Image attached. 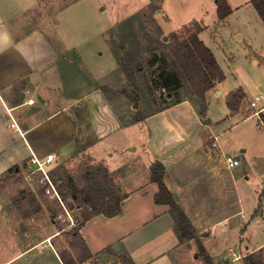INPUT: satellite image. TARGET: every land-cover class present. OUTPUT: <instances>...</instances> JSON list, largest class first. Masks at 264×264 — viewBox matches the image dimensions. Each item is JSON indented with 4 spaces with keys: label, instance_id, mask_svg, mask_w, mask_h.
Returning a JSON list of instances; mask_svg holds the SVG:
<instances>
[{
    "label": "crops",
    "instance_id": "1",
    "mask_svg": "<svg viewBox=\"0 0 264 264\" xmlns=\"http://www.w3.org/2000/svg\"><path fill=\"white\" fill-rule=\"evenodd\" d=\"M40 1L0 0V176L13 166H18L19 173L26 172L33 156L42 160L53 154L52 168L83 153L91 164L101 163L108 169L122 200L117 214L97 213L79 226L91 257L77 264H205L193 240H179L169 205L155 201L158 186L150 179V165L160 162L167 189L194 226L213 264H219L217 256L225 252L213 244L221 245V238L231 228L242 233L257 214L264 219L260 206L247 211L242 203L243 188L234 170L240 163L227 168L222 150L211 148L208 140L222 133L216 128L231 116L228 107L224 116L203 117L185 99L126 122L102 88L105 76L118 66L89 64L76 47L55 41L45 24L29 16ZM226 2L231 12L225 17L218 18L214 0L216 20L195 19L202 26L198 37L214 56L216 26L223 25L238 8L253 7L250 0ZM162 3L160 0L154 18L167 33L156 16L164 11ZM161 15L170 23L166 13ZM224 80L205 91L206 110L209 99L223 97L226 103L229 92L241 87H224ZM13 120L17 128L10 126ZM256 197L264 199V190H255L251 199ZM244 198L247 201L246 194ZM8 223L0 222V264H63L61 245H55L53 239L71 226L47 225L51 247L41 242L45 237L40 234L35 239L19 237ZM238 237L235 246L248 254L235 260L250 264L248 256L255 257L264 241L251 244L250 236ZM114 256L121 261H114Z\"/></svg>",
    "mask_w": 264,
    "mask_h": 264
},
{
    "label": "rangeland",
    "instance_id": "2",
    "mask_svg": "<svg viewBox=\"0 0 264 264\" xmlns=\"http://www.w3.org/2000/svg\"><path fill=\"white\" fill-rule=\"evenodd\" d=\"M150 2L159 6L160 0H41L29 12L33 21L45 24L55 41L57 39L67 47H76L87 63L100 64L110 69L118 66L105 76L102 88L119 113L124 114L126 122L184 97H188L187 100L197 112L200 113L201 109L197 96L190 95L187 89L175 85L162 86L166 64L162 48L158 47L157 42H167L171 32L178 31L177 27L189 24L191 20H199L202 17L206 23H212L216 20L214 0H162L164 13L158 12L156 16L168 32H163L159 39L142 18V12L146 11ZM165 13L170 23L162 17L161 14ZM216 28V40L219 45L214 42L212 45H215V56L225 75L224 87L241 86L247 92L238 114L228 115L222 125L216 128L217 133L222 132L218 136V142L223 153H233L240 160L239 166L234 170L242 184L243 205L247 211L253 206H260L264 211V199L259 200L256 197L252 200L255 190L258 189L259 193L264 190V123H261L262 119L264 120V110L259 117L247 116L253 111L247 106L249 98L259 93L264 96V25L253 7L245 5L229 15L224 24L217 25ZM237 33L242 34L240 39L237 38ZM252 57L257 58L258 62H252ZM227 112L224 98L218 97L209 99L208 108L202 116L217 118ZM130 130H134V127ZM208 140L211 148H217L212 145L213 138ZM87 163H90V159L82 153L67 163L65 168L73 174ZM55 167H52L51 171ZM56 183L63 184L61 181ZM26 187L34 192L39 189L36 185L26 182L23 173L0 176V222L11 223L19 237L27 235L31 236V239H35L37 234L46 238L50 233L47 225L51 222H55L57 228L65 226V223L71 224L68 220L62 222L58 217L63 209L54 215L46 209L43 202L39 212L23 217L14 198L18 190ZM244 194L247 201L244 200ZM45 198L48 202L54 201L47 195ZM38 199L42 201V197ZM66 202L68 204L72 201L68 198ZM69 213L73 222L70 228L78 226L81 219L78 208H73ZM262 217L261 214L253 216L251 222L246 223L242 233L237 228H231L221 238V245L213 244L215 248L222 246L225 252L224 255L217 256L219 264H223L224 259H227L229 264H243V259L232 260L233 255L228 248L239 252L235 246L238 235L250 236L251 244L262 243ZM67 235L62 233L61 237L53 239L55 245H61L62 251L66 242L68 243ZM197 238L201 243V239ZM194 244L197 252V241H194ZM35 252L36 250L31 254ZM242 254L246 256L248 253ZM118 257L114 256L112 259L121 261V257ZM257 257L264 260V247L258 251ZM51 264L56 263L51 261Z\"/></svg>",
    "mask_w": 264,
    "mask_h": 264
},
{
    "label": "trees",
    "instance_id": "3",
    "mask_svg": "<svg viewBox=\"0 0 264 264\" xmlns=\"http://www.w3.org/2000/svg\"><path fill=\"white\" fill-rule=\"evenodd\" d=\"M217 16L219 19L231 12V8L226 0H216ZM262 22L264 23V0H250ZM159 8L150 2L146 11L142 12L143 21L149 26L158 39L163 36V31L154 18L155 10ZM202 30L201 24L197 20H192L189 24L183 25L180 30L173 31L168 35L169 40L164 42L159 40L158 47L162 48L163 60L165 61V76L162 86L175 85L178 88L187 89L190 95L197 96L201 103L200 115L206 110L205 91L212 88L216 82L224 80L225 75L218 64L214 54L204 42L198 37ZM189 95V96H190ZM245 98V92L238 87L227 95L226 105L231 115L239 111L240 104ZM188 99L179 98L173 103ZM262 116V115H261ZM264 123V120L262 119ZM18 166L8 169L6 174H20ZM164 167L160 162H153L150 165V179L157 183L158 190L155 193V201L169 205L170 213L175 222V231L180 241H197V255L205 264H213L205 248L199 243L195 228L189 222L187 216L176 203L173 195L167 189L163 181ZM55 182L61 181L63 184L57 185L64 205L67 208H78L81 219L78 226L71 228L67 232L68 249L59 252L63 264H77L91 257V254L80 236L79 226L91 215L102 213L113 216L120 211V201L122 196L118 186L114 183L108 169L101 163H87L79 167L76 173L66 171L65 165H57L50 171ZM18 178V177H17ZM42 197V201L38 199ZM71 203L67 204V199ZM15 204L23 217L39 212L43 205L55 215L62 206L57 200L48 202L41 188L32 191L29 187L17 191ZM64 226H61L63 228ZM250 264H264L260 257L248 256Z\"/></svg>",
    "mask_w": 264,
    "mask_h": 264
},
{
    "label": "built area",
    "instance_id": "4",
    "mask_svg": "<svg viewBox=\"0 0 264 264\" xmlns=\"http://www.w3.org/2000/svg\"><path fill=\"white\" fill-rule=\"evenodd\" d=\"M30 101L32 102L33 99H30ZM247 106L248 108L253 110L247 116L254 115V116L259 117L260 113L264 110V96L261 93L254 94L251 98H249L247 102ZM10 126L17 128V124L14 120L10 123ZM212 145L216 146L219 150H222L218 142V137L215 135H213ZM222 157H223V160L227 168H232L234 166H237L240 163L239 158L234 156L233 153H223L222 152ZM52 160H53V154H47V156L42 160L33 156L31 158V167L26 172L23 173V177L25 181L28 182L30 185H36L37 187L42 189L45 195H47L48 197L54 200H57L63 209V212L58 214V217L60 218L62 222H65L68 220L72 224L73 222L71 220L69 209L64 205V202L61 198L57 183L53 180L50 174L51 168L49 167V164L52 162ZM71 224L65 223L64 227L66 228L70 226ZM51 237L52 236H47L41 242L46 241L52 247L51 242H50ZM231 252L233 255L232 260H235V259H238L244 256V254L240 252L236 253L233 250H231Z\"/></svg>",
    "mask_w": 264,
    "mask_h": 264
}]
</instances>
